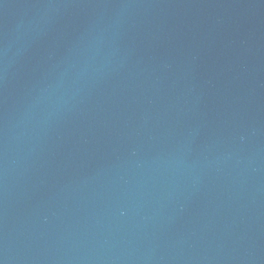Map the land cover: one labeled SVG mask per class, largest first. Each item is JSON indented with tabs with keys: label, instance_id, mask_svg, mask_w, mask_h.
Wrapping results in <instances>:
<instances>
[{
	"label": "water",
	"instance_id": "95a60500",
	"mask_svg": "<svg viewBox=\"0 0 264 264\" xmlns=\"http://www.w3.org/2000/svg\"><path fill=\"white\" fill-rule=\"evenodd\" d=\"M0 264H264V0H0Z\"/></svg>",
	"mask_w": 264,
	"mask_h": 264
}]
</instances>
